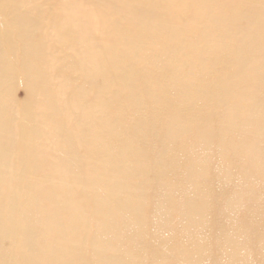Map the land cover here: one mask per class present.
Returning a JSON list of instances; mask_svg holds the SVG:
<instances>
[{"label": "bare ground", "instance_id": "bare-ground-1", "mask_svg": "<svg viewBox=\"0 0 264 264\" xmlns=\"http://www.w3.org/2000/svg\"><path fill=\"white\" fill-rule=\"evenodd\" d=\"M0 264H264V0H0Z\"/></svg>", "mask_w": 264, "mask_h": 264}, {"label": "rangeland", "instance_id": "rangeland-1", "mask_svg": "<svg viewBox=\"0 0 264 264\" xmlns=\"http://www.w3.org/2000/svg\"><path fill=\"white\" fill-rule=\"evenodd\" d=\"M76 1L82 3L83 5L90 6V4L93 3L95 0H76ZM17 97H18V99H20L22 101L25 100V98H26V92H25V90H24L23 87H21V88L18 89V91H17Z\"/></svg>", "mask_w": 264, "mask_h": 264}]
</instances>
